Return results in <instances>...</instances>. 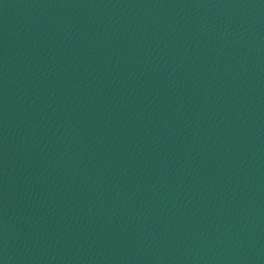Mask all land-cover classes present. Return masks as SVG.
I'll list each match as a JSON object with an SVG mask.
<instances>
[{
  "label": "water",
  "instance_id": "95a60500",
  "mask_svg": "<svg viewBox=\"0 0 264 264\" xmlns=\"http://www.w3.org/2000/svg\"><path fill=\"white\" fill-rule=\"evenodd\" d=\"M0 264H264V0H0Z\"/></svg>",
  "mask_w": 264,
  "mask_h": 264
}]
</instances>
